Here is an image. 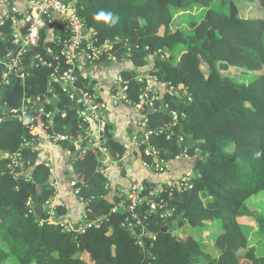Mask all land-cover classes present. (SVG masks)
<instances>
[{
	"label": "trees",
	"instance_id": "16d2710c",
	"mask_svg": "<svg viewBox=\"0 0 264 264\" xmlns=\"http://www.w3.org/2000/svg\"><path fill=\"white\" fill-rule=\"evenodd\" d=\"M238 1L80 0L78 4V14L98 46L110 44V53L117 59L130 49L126 55L130 58L117 66L115 76L121 70L130 84L131 101H137L139 90L143 89L137 82L140 73L154 76L164 84L166 92L155 102L154 109L146 111L148 130L155 132L150 143L168 162L164 173L186 150L189 154L194 170L193 188L170 196L175 212L171 218L161 219L155 228L162 229L180 215L183 219L176 226L181 228L202 229L219 221L222 232L211 249L191 236H174L173 227L169 229L171 236L145 234L143 222L129 227L137 221L130 212L115 211L120 199H111L112 186L106 188L110 178L107 181L99 173L100 159L89 148L80 156V146L67 142L62 145L72 155V170L67 173L77 181L73 188L79 191L77 198L85 205L86 218L75 224L72 232L64 231L60 225L40 226L33 209L28 212L27 204L48 206L52 202L55 189L51 171L46 167L47 161L40 160L35 144L30 143L32 138L24 125L8 114L0 123V264L9 263L13 256L19 264H88L84 256L93 264H264V249L250 243L241 223L242 219L253 217L259 225L258 238H264V209L250 204L251 198L264 193V74L249 84H238L225 75L231 68L246 72L264 69V19L242 17ZM255 1L264 7V0ZM193 6L203 8V20L173 29L174 10ZM101 11L118 18L116 23L97 20ZM48 27L42 31L41 47L50 49L51 54L43 58L52 66L35 60L33 52L23 57L21 68H25L26 76L21 80L16 104L22 98L41 97L46 111L56 113L50 133L84 134L80 110L64 93L61 83L51 80L62 60L64 27L58 29L54 40L47 41ZM13 32L12 20H5L0 27L1 59L18 49ZM126 44L128 48L124 47ZM99 63H108L107 57ZM67 68L62 65L59 69ZM4 71L5 66L0 64V118L7 113L5 93L18 79L11 75L12 84L5 87ZM97 87L95 77L82 75L76 82L77 90L92 91ZM109 90L113 91V87ZM54 99L68 111L57 113L49 103ZM163 104L165 113L160 112ZM114 129L113 125H106L104 141L112 151L118 148L122 156L128 146L116 143ZM257 152L262 153L259 158ZM8 153H19L25 168H8ZM137 153L141 157L142 149ZM67 210L57 205L59 217ZM142 214L147 220L157 217L147 216L144 210ZM47 217L45 213L41 220ZM84 223L93 224L80 232ZM140 240L143 246L139 245ZM246 250L245 256H238Z\"/></svg>",
	"mask_w": 264,
	"mask_h": 264
},
{
	"label": "built area",
	"instance_id": "2783aa9c",
	"mask_svg": "<svg viewBox=\"0 0 264 264\" xmlns=\"http://www.w3.org/2000/svg\"><path fill=\"white\" fill-rule=\"evenodd\" d=\"M79 1L80 0L0 1V7L3 5L8 6V9L10 8L9 12H0V27L3 26L5 20H12L14 31L13 41L18 48L16 52H9L6 58H0V64L5 66V71L2 75V84L5 87H9L12 84L10 79L11 75L21 80L25 78L26 75L23 73L24 71H21L23 57L38 48H42V31L52 24V16L55 14L62 18L66 37L63 40L62 60L59 61V65L51 75V80L61 83L64 93L70 97L72 102L77 101L75 92L77 90L76 82L82 76L86 65L96 66V63L102 62L103 58L107 57L110 65L114 64L119 66L118 59L110 53L112 50L111 45L105 44L98 46L97 41L94 40L93 34L86 29L85 21L78 14ZM21 3H25V8L23 10H20L18 7V4ZM20 22H22L23 25H20ZM116 42H119V39H116ZM124 47L128 48V45L126 44ZM46 51L51 54L50 49H46ZM129 51L130 49H128L127 55ZM34 59L38 60L42 65L52 66V64L44 61L43 56L36 55ZM62 65L68 66L69 68L60 70L59 68L62 67ZM137 82L139 85H143V89H140L137 95V101L130 100V84L122 77L121 70L115 76L114 84L107 85L105 90H101L103 87L101 85H99V88H94L92 91L79 90L82 93L79 118L82 121L81 129L84 131V134L63 135L50 133V125L53 123L52 119L55 118L56 113L46 111L45 101H42L41 97L22 98L19 105L16 104L14 109L2 115L0 123H2L3 118L8 117V114H10L12 118L22 123L27 129L32 138V141L29 142L32 144H35L38 140H47L55 145L61 146L66 142L76 144L82 148H78V154L80 156H84L88 148L91 149L93 154L100 159L99 173L104 179H107V181L110 178L109 164L114 161L119 166H121V164L124 165L127 158L131 155H133L134 158L135 154L137 155V150H139V148L142 149L141 157L144 167L154 168L159 172H165V167H167L168 162L160 156L156 147L152 146L150 143V139L155 132L148 130V117H146V111L150 112L154 109L155 102L163 96L166 90L163 88L164 84H160L156 77L147 74L140 73V75L137 76ZM111 86L113 87V91L109 90ZM50 101L52 100H49V102ZM111 106L132 107L138 118L137 125L140 127L139 133L131 141L130 147L132 145L133 148L127 147L124 155H116L114 160L111 156L112 150L109 149L108 145L105 143L103 136L109 119L108 110ZM64 116L65 114H63V117ZM172 117L176 120V113H173ZM92 125H97V134L92 133ZM24 140V143L27 144V140ZM147 158H149L151 162L148 161ZM182 159L190 160L187 150L184 152L183 156L177 157L174 161ZM8 160H10L8 165L10 169H15L17 167L25 168L26 166L19 153L15 155L9 154ZM45 164L47 167H50V162H45ZM121 167L123 169V166ZM51 176H53V173H51ZM133 179L128 194L123 197L115 207V211L124 210L127 213L130 212L132 219L137 221V224H129V227L142 224L137 210L143 205H145L144 211L147 216H159L160 220L171 218L175 209L170 205V196L175 191L181 192L191 190L193 188L194 173L191 168L178 179L163 183L159 182L149 186L139 183L137 178ZM109 184L110 183L107 182L106 188L109 187ZM76 192L78 194L79 191L76 190ZM165 195H168L169 198L168 196L165 197ZM27 207L30 209L28 211L29 213L33 212L31 208L32 203L29 202ZM47 215L48 217L46 220L39 221L40 226L44 223H48L55 226L60 225L66 232L76 230L75 225L60 220L57 208L52 202L47 206ZM143 217L148 219L144 215ZM92 224L93 223H84L79 227V231H84L87 227L86 225L91 227ZM139 245L143 246L142 240L139 241Z\"/></svg>",
	"mask_w": 264,
	"mask_h": 264
},
{
	"label": "crops",
	"instance_id": "0c3cea01",
	"mask_svg": "<svg viewBox=\"0 0 264 264\" xmlns=\"http://www.w3.org/2000/svg\"><path fill=\"white\" fill-rule=\"evenodd\" d=\"M18 7L20 8V10H23L25 8V3L18 4ZM9 9L8 6L2 5L0 7V12H9ZM20 25H23V23L20 22ZM49 26L50 27H48V30L50 28V31H47V41H52L57 37L58 29L61 30L64 27L62 18L57 14L53 15L52 24ZM91 69L92 71H89ZM89 73H94V68L85 66L82 75L88 76ZM115 73L116 72H105L104 79H100L97 74L96 76L92 74L91 77H95V80L98 81L99 85L103 86L102 89L105 90L107 88V85L114 84ZM108 116V124L110 122L111 125H113V127L115 128L114 138L116 140V143H118V145L121 147H130L131 141L134 137L137 136L140 131V127L137 125L138 118L135 115L134 109L128 106H111L108 110ZM96 126L92 125L91 127L93 134H97L98 127ZM35 148L40 153L39 156L41 161L44 160L50 162V167L48 168L50 169L51 173H53V176H51V182L53 184V187L55 186V193L52 198V203L56 206V208L57 205H61L68 209L65 212V215L60 217V220L67 221L72 225L78 224L81 221L83 222L86 218L85 205L81 203V200H78L77 195L79 194V192L77 194L76 189L73 188V183L75 184L77 181H73V176L67 173L72 170L70 165V158L72 156L70 149H65L61 145H55L47 140H38L35 143ZM130 148H133L132 145ZM119 153L120 150L118 148L112 151L111 156L113 157V160L115 159L116 155H119ZM109 165V183L110 186H112L111 199H120V202L122 198L128 194L132 186V181L134 180L133 178H137L139 183H142L144 185H154L159 182L163 183L166 181L178 179L190 170L191 160L182 159L171 162L169 164V167L171 168L168 167L166 173L156 171V169L154 168L144 167L142 164V157H140L138 153L137 155L135 154L134 158L133 155L127 158L124 165L121 164V166H123V169L114 161H112V163H110ZM119 202L117 203V205L119 204ZM44 211V214L47 213V205H44ZM208 227H213L212 229H210L211 237L213 238V235H215L218 231V226L216 222H213L210 223ZM190 235H193L194 239L197 242H199L197 240L199 239L201 240V243H203L202 239L198 237V232H188V235H185V237Z\"/></svg>",
	"mask_w": 264,
	"mask_h": 264
},
{
	"label": "rangeland",
	"instance_id": "374dc122",
	"mask_svg": "<svg viewBox=\"0 0 264 264\" xmlns=\"http://www.w3.org/2000/svg\"><path fill=\"white\" fill-rule=\"evenodd\" d=\"M238 6L240 8L242 17L251 18V19H264V7L260 6V4L257 1H255V0L254 1L253 0H239ZM204 15H205V11L200 6H193L189 9H185V10H174V19L176 21H175L173 29L186 28L192 22H198L199 23L203 20ZM96 64H98V63H96ZM117 70H118V68L114 64L110 65L109 67L100 66V67L94 68V73H89L88 76L91 77L92 74H94V75L97 74L100 79L101 78L104 79L105 78V72L111 73V72H117ZM89 71H92V69ZM263 74H264V69L261 72H259V71H257V72H251V71L246 72L245 69L231 68L230 71L228 73H226L225 75L231 76V78L238 84H249ZM88 86L93 87L92 84H88ZM109 124H111V123L109 122ZM5 157H6V159H8L9 153ZM1 158H2V155L0 154V160H1ZM250 204L252 206L260 205L259 208H261V210L264 209V193L259 194L258 196L251 198ZM262 211L264 212V210H262ZM241 223H242V227L244 228L246 233L249 235L250 243L252 245L254 244V247H257L256 245H258L261 247V249H264V238L262 237V235L259 236V238H258L259 225L253 219V217H251V218L247 217L245 219H242ZM216 224L218 226V231L216 232L215 235H213V238L211 237V231H210V229H212V227H208V226L206 228H202V229L201 228H191L190 226H185L182 228L178 227V226H174L171 231H172V234L174 236H177L180 238H184L185 235H188V232H193V231L198 232V237L200 239H202L203 243H201V240H199V239H197V240L199 241V243L201 245H203L208 250V249H211L214 242L216 241V239L219 237V235L222 232L221 225H220L219 221L218 222L216 221ZM190 236L194 238L193 235H190ZM259 241H260V244H258ZM84 257H85L88 264H93L88 256H84ZM5 264H19V263H18L17 258L13 256L10 259L9 263L7 261ZM245 264H249V263L245 262Z\"/></svg>",
	"mask_w": 264,
	"mask_h": 264
},
{
	"label": "water",
	"instance_id": "95a60500",
	"mask_svg": "<svg viewBox=\"0 0 264 264\" xmlns=\"http://www.w3.org/2000/svg\"><path fill=\"white\" fill-rule=\"evenodd\" d=\"M48 54L49 53L44 48H38V49L33 51V55L34 56H36V55L46 56ZM130 56L123 55L122 57H120L118 59V62H122L123 59H129ZM96 66L109 67L110 64L109 63H106V64L98 63V64H96ZM21 71H25V68H21ZM75 92H76V95H77V101L74 102V107L76 109L80 110L81 109L80 108V102H81V99H82V93L79 90H76ZM20 94H21V79L18 78L16 80L15 84L13 85V87L5 93V99H6V102H7V107L5 108V112H10V110H12V109H14L16 107V100L19 98ZM49 103L52 106L55 107V110H56L57 113H65V112L68 111L67 109L60 107L59 104H58V101L55 100V99L50 101ZM160 112L161 113L167 112L166 111V107H165L164 104L162 105V109L160 110ZM170 117H171V115H170ZM54 119L55 118L52 119L53 122H54ZM144 208H145V205L139 207L137 212L139 214V217H140L141 221L143 222L145 233H150V234H153V235H157L159 233H164V234H167L168 236H171V233H169V229L174 227V226H176L178 224V221L183 219V216L180 215L178 220H175L173 222H169L162 229L158 230V229L155 228V226L160 222L159 216H157L155 220H147V219H145L142 216ZM32 209L34 211V214H35L36 218L41 220L43 218V215H44V212H45L44 211V205L39 204V203H32ZM247 253H248V251L246 250V251L238 254V256L242 257V256H245Z\"/></svg>",
	"mask_w": 264,
	"mask_h": 264
},
{
	"label": "clouds",
	"instance_id": "9594fccd",
	"mask_svg": "<svg viewBox=\"0 0 264 264\" xmlns=\"http://www.w3.org/2000/svg\"><path fill=\"white\" fill-rule=\"evenodd\" d=\"M96 19L97 20H104V21H111L113 24L114 23H116V20L118 19V18H114L113 16H112V14L111 13H105V12H103V11H101V12H99L98 14H97V16H96ZM127 55V54H126ZM130 56V55H129ZM124 60H128V59H123V61ZM123 61L122 62H118L119 64H121V65H123L122 63H123ZM86 66H89V65H86ZM93 66V65H92ZM90 67H91V65H90ZM260 155H262V153L261 152H257L256 153V156H257V158H259V156ZM191 169V168H190ZM194 171V170H193Z\"/></svg>",
	"mask_w": 264,
	"mask_h": 264
}]
</instances>
